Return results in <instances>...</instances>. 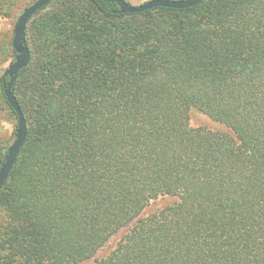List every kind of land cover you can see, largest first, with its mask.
I'll use <instances>...</instances> for the list:
<instances>
[{
	"label": "trees",
	"instance_id": "obj_1",
	"mask_svg": "<svg viewBox=\"0 0 264 264\" xmlns=\"http://www.w3.org/2000/svg\"><path fill=\"white\" fill-rule=\"evenodd\" d=\"M26 40L0 264H264V0H52Z\"/></svg>",
	"mask_w": 264,
	"mask_h": 264
},
{
	"label": "water",
	"instance_id": "obj_2",
	"mask_svg": "<svg viewBox=\"0 0 264 264\" xmlns=\"http://www.w3.org/2000/svg\"><path fill=\"white\" fill-rule=\"evenodd\" d=\"M51 1L52 0L34 1L22 12L15 25L13 47L16 51V57L15 61L4 73V77L8 76L10 78L9 82L7 84L5 83V93L9 104L18 116L17 136L15 141L9 146L5 161L0 168V191L4 187L5 182L9 179L11 171L28 136L26 117L13 91V86L19 72L28 66L31 59V52L26 40L27 26L32 17L49 5ZM104 1L116 3L120 6L122 13H141L158 7L185 9L198 5L204 0H151L139 6L132 5L126 0Z\"/></svg>",
	"mask_w": 264,
	"mask_h": 264
},
{
	"label": "rangeland",
	"instance_id": "obj_3",
	"mask_svg": "<svg viewBox=\"0 0 264 264\" xmlns=\"http://www.w3.org/2000/svg\"><path fill=\"white\" fill-rule=\"evenodd\" d=\"M32 0H16L15 6L9 11L8 14H0V42L4 45H8L10 40L14 37V30L16 22L22 12L30 6ZM132 5L139 6L151 0H126ZM0 73L6 72L9 66L12 64V56H3L0 58ZM192 121L194 125H210L212 123L208 117L200 113H193ZM18 120L12 115V113L3 108L0 109V143L11 145L16 139V129ZM116 239H113L106 247H104L99 255L107 254L115 245ZM90 263V262H89ZM88 264V263H87Z\"/></svg>",
	"mask_w": 264,
	"mask_h": 264
}]
</instances>
